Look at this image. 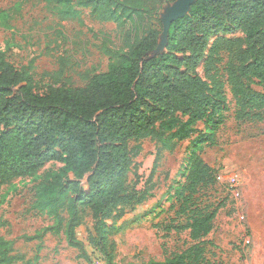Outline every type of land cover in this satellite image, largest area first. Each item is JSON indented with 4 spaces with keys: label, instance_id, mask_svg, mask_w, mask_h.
<instances>
[{
    "label": "trees",
    "instance_id": "trees-1",
    "mask_svg": "<svg viewBox=\"0 0 264 264\" xmlns=\"http://www.w3.org/2000/svg\"><path fill=\"white\" fill-rule=\"evenodd\" d=\"M46 1L63 17L89 7L103 19L124 22L126 15L134 23L161 8L154 11L144 0H130L120 4V13L112 0ZM161 31L150 27L128 34V52H111L108 69L84 86L41 88L30 66L20 68L0 52V185L32 177L51 161L64 163L61 172L42 177L37 188L58 224L68 203L66 237L83 257L88 253L77 228L87 210L110 263L114 255L104 219L114 213L121 217L126 204L144 200L129 185L132 141L148 136L167 144L171 137L185 140L198 122L216 128L229 94L238 121L264 122V0H197L189 14L172 23L166 51L149 59ZM62 172L68 175L63 178ZM216 178L200 152H193L185 182L176 189L177 213L186 216V223L172 222L164 230H189L194 243L163 261L139 264H205L204 244L218 207L197 204L196 195ZM11 251L12 241L0 236V264L13 263Z\"/></svg>",
    "mask_w": 264,
    "mask_h": 264
},
{
    "label": "rangeland",
    "instance_id": "rangeland-1",
    "mask_svg": "<svg viewBox=\"0 0 264 264\" xmlns=\"http://www.w3.org/2000/svg\"><path fill=\"white\" fill-rule=\"evenodd\" d=\"M123 1L130 2L112 0L120 13ZM144 1L154 11L161 8L134 23L126 15L124 22L103 19L89 7H79L75 17H63L46 0H0V52L20 68L30 66L41 88L84 86L94 74L108 69L111 52H128V34L162 27L160 12L166 2ZM220 67L224 74V63ZM200 72L204 74L202 65ZM235 109L229 94L228 108L216 128L198 122L185 140L171 137L167 144L148 136L131 142L135 156L129 185L144 200L126 204L121 217L114 213L104 219L114 255L110 263L91 212L84 213L77 228L87 258L67 240L68 203L60 211L58 224L53 207L37 188L42 177L61 172L64 163L51 161L32 177L0 185V236L12 241V264H139L163 261L184 251L194 243L190 231L168 232L164 227L186 223V216L177 213L176 189L185 182L195 151L217 177L196 195L197 204L218 207L214 228L204 244L205 264H264V122H240ZM67 175L62 172L63 178ZM36 235L42 236L31 239Z\"/></svg>",
    "mask_w": 264,
    "mask_h": 264
},
{
    "label": "water",
    "instance_id": "water-1",
    "mask_svg": "<svg viewBox=\"0 0 264 264\" xmlns=\"http://www.w3.org/2000/svg\"><path fill=\"white\" fill-rule=\"evenodd\" d=\"M197 0H174L166 2L160 12L162 22V31L159 35L158 45L154 51L149 54V59L164 53L169 43V31L174 21L189 14L192 5Z\"/></svg>",
    "mask_w": 264,
    "mask_h": 264
},
{
    "label": "built area",
    "instance_id": "built-area-1",
    "mask_svg": "<svg viewBox=\"0 0 264 264\" xmlns=\"http://www.w3.org/2000/svg\"><path fill=\"white\" fill-rule=\"evenodd\" d=\"M97 264H106V263H103V262H101V261H97Z\"/></svg>",
    "mask_w": 264,
    "mask_h": 264
}]
</instances>
